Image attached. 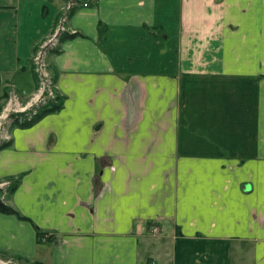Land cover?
I'll return each instance as SVG.
<instances>
[{
  "label": "crops",
  "instance_id": "0c3cea01",
  "mask_svg": "<svg viewBox=\"0 0 264 264\" xmlns=\"http://www.w3.org/2000/svg\"><path fill=\"white\" fill-rule=\"evenodd\" d=\"M75 1L48 59L60 107L0 145L23 217L0 212V253L264 264V0ZM64 2L0 0V100L33 92Z\"/></svg>",
  "mask_w": 264,
  "mask_h": 264
},
{
  "label": "rangeland",
  "instance_id": "374dc122",
  "mask_svg": "<svg viewBox=\"0 0 264 264\" xmlns=\"http://www.w3.org/2000/svg\"><path fill=\"white\" fill-rule=\"evenodd\" d=\"M64 1L65 2L61 4L59 8V13L55 19L54 25L52 26L51 30L49 31L48 34L44 36V38L39 40L32 53L30 60V71L34 80L33 92L31 94H23L19 91H14V90H11V92H9V90L6 91L5 92L6 94H4L0 100V114L3 111V107L6 105L7 99L12 93L17 95V100L20 102L22 106L27 105V102L31 100V97L33 96L34 93L36 94L35 96H38L39 93H41L37 99L33 100L32 104H36L42 101L41 106L38 108L36 113H34L32 110L33 116L47 110L50 104H56L61 101L59 97L60 95L58 94L54 84V77L50 71V64L48 59H49V55L57 50L59 41L63 37L70 34L69 29H67L65 26V21H66V17L69 15L70 11L75 6L74 4L76 1L75 0H64ZM21 112L23 111L9 112L7 117L0 118V144L7 141V139H3L1 137V135L3 136L5 134L4 133L5 129L9 130L14 125H19L21 120L25 122L32 118V116H28V118L27 116H19L21 120L19 119L12 122V116H14V114L15 115L22 114ZM12 184L13 182L9 184L8 182H4L5 186L4 185L3 186L5 189L3 190L0 189V194L6 192L8 193L10 191L9 189ZM163 231L164 230L160 229L158 232H150V233L153 234V236L159 237L161 239L162 235L160 234L163 233ZM151 263L152 261L146 262L145 264H151ZM0 264H26V263L21 258L10 257L8 255H4L3 253H0ZM27 264H32V263H27Z\"/></svg>",
  "mask_w": 264,
  "mask_h": 264
},
{
  "label": "built area",
  "instance_id": "2783aa9c",
  "mask_svg": "<svg viewBox=\"0 0 264 264\" xmlns=\"http://www.w3.org/2000/svg\"><path fill=\"white\" fill-rule=\"evenodd\" d=\"M85 4V3H84ZM75 6H76V2H75V4H74ZM60 42V41H59ZM58 45H59V43H58ZM43 84H44V82H43ZM41 93H39V95H40ZM36 94L34 93L33 94V96L31 97V100H29L28 102H27V105H29V106H27V105H25V106H22L21 104H20V102L17 100V95L16 94H14V93H12L10 96H9V98L7 99V102H6V105L3 107V111H2V113L0 114V118H5V117H7L8 116V114H9V112H20V111H23V112H21V113H23V114H25L24 116H27V118H28V116H32L33 117V115H32V110H33V112L34 113H36V111L38 110V108L41 106V103H42V101H40V102H38V103H36V104H32L33 103V100H35V99H37L38 98V96H35ZM40 99V98H39ZM15 115V114H14ZM17 115V114H16ZM19 118V117H18ZM21 119V118H20ZM32 119V118H31ZM30 120V119H29ZM15 121V119L13 118V116H12V122H14ZM4 135L2 136L1 135V137L3 138V139H9V130H7V129H5L4 130ZM1 145V144H0ZM160 230V228H159V226L157 225V224H152L151 225V227H150V232H158ZM41 240H46V235L45 236H43L42 238H41ZM151 264H153V263H151Z\"/></svg>",
  "mask_w": 264,
  "mask_h": 264
},
{
  "label": "trees",
  "instance_id": "16d2710c",
  "mask_svg": "<svg viewBox=\"0 0 264 264\" xmlns=\"http://www.w3.org/2000/svg\"><path fill=\"white\" fill-rule=\"evenodd\" d=\"M60 105H61V102H58L56 104H50V106H49V108H47V110H45L42 113H38V114L34 115L32 117V119L25 121V122H23L20 118H18L19 116H24L25 114H23V113L19 114V115H14L13 118H16L15 120H19V119L21 120V122L19 123L20 126H28V125L32 124L33 122H35L43 114L57 110L60 107ZM13 188H14V185L12 184L9 190H12ZM0 212L5 213V214H14V215L18 216L19 218H23L12 206H10L6 202H4V200L1 197H0ZM43 236H45V235L43 233L39 232V234H38L39 240H41V238ZM32 264H42V263L38 262V261H34V262H32Z\"/></svg>",
  "mask_w": 264,
  "mask_h": 264
}]
</instances>
